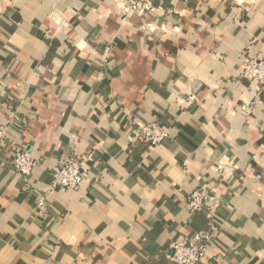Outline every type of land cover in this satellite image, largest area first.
I'll use <instances>...</instances> for the list:
<instances>
[{"label": "crops", "instance_id": "1", "mask_svg": "<svg viewBox=\"0 0 264 264\" xmlns=\"http://www.w3.org/2000/svg\"><path fill=\"white\" fill-rule=\"evenodd\" d=\"M0 0V264H173L209 233L199 264H264V0ZM158 122L170 138L132 141ZM30 151V176L12 159ZM87 155L89 180L48 196L53 168ZM201 187L219 199L193 213Z\"/></svg>", "mask_w": 264, "mask_h": 264}, {"label": "built area", "instance_id": "2", "mask_svg": "<svg viewBox=\"0 0 264 264\" xmlns=\"http://www.w3.org/2000/svg\"><path fill=\"white\" fill-rule=\"evenodd\" d=\"M119 9L125 18L133 15H154L164 12L163 6L155 0H121ZM241 78L256 83L259 87L264 85V54L257 57L245 56L241 73ZM10 126L4 124L0 126V141L7 138ZM170 138V133L164 129L160 123L154 122L143 126L132 136V141L141 142L150 146H157ZM90 157L87 155H71L62 163L53 168L52 182L45 193L39 198L36 205V213L45 216L48 213L47 198L52 193L67 190H79L89 180ZM12 164L16 172L30 176L38 165L30 151H19L13 159ZM188 206L195 213L208 206L210 215L219 206V199L205 188L196 189L188 196ZM210 234L195 233L184 238L178 243L170 246L168 259L173 264H199L207 253V242Z\"/></svg>", "mask_w": 264, "mask_h": 264}]
</instances>
